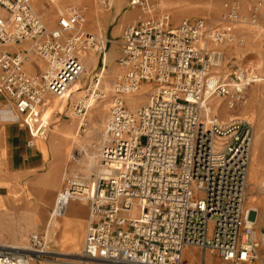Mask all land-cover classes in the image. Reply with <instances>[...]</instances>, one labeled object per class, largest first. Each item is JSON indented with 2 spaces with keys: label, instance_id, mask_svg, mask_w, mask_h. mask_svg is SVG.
I'll return each instance as SVG.
<instances>
[{
  "label": "built area",
  "instance_id": "1",
  "mask_svg": "<svg viewBox=\"0 0 264 264\" xmlns=\"http://www.w3.org/2000/svg\"><path fill=\"white\" fill-rule=\"evenodd\" d=\"M47 1L58 5L54 28L34 0H0V96L28 129L29 147L49 134L48 97L69 96L91 52L99 54L103 73L110 42L87 31L85 7ZM129 6L142 14L122 31L121 74L96 149L98 171L63 178L48 228L76 201L89 206L90 216L73 264H191L188 250L202 255L199 264H254L264 249L258 210L247 206L255 126L234 114L263 78L257 69L233 66L227 49L245 46L237 26H257L264 0L247 15L237 2H225V27L205 18L173 26L171 15L151 0ZM33 60L43 64L36 74L26 69ZM95 80L98 85L99 74ZM144 90L148 102L131 111L126 98ZM89 92L95 100L107 97L99 89ZM215 101L232 117L221 118ZM86 109L79 101L74 111L81 116ZM86 131L82 118L78 133ZM259 190L264 195V184ZM49 255L59 253L38 233L27 247L0 245V264H38Z\"/></svg>",
  "mask_w": 264,
  "mask_h": 264
},
{
  "label": "rangeland",
  "instance_id": "2",
  "mask_svg": "<svg viewBox=\"0 0 264 264\" xmlns=\"http://www.w3.org/2000/svg\"><path fill=\"white\" fill-rule=\"evenodd\" d=\"M131 0H59L60 7H68L69 4L75 3L87 9L86 16V29L87 31L102 36H105V29H115L118 21L114 19L116 12L122 10V14L130 11H135L140 16L142 13L129 6ZM229 0H151L156 6L157 11H165L171 15L173 26H178L185 19L205 18L213 27H225L222 23L225 15L224 4ZM237 2L243 14H248L249 7L256 3V0H230ZM34 6L41 7L36 9L37 13L45 20L50 28L56 26L57 20V6H52L47 0H34ZM241 34L245 39L244 47H237L235 52L229 56L227 60L230 61L233 66L238 65L240 67H247L251 69H257L254 62L258 57V52L264 50V12L257 26H237L236 31ZM122 34V33H121ZM108 40V39H107ZM21 50L24 46L20 47ZM109 52V48L107 50ZM95 54V53H94ZM94 56L89 53L85 57V63L87 69L85 74L78 80V82L72 87L69 96L63 101H59L54 96L50 97V102L46 105V109L49 107H56L49 111L51 116L48 118L50 124V130L48 135V141L51 138L56 139V145L63 142L66 136L70 134L72 137L70 140L72 159H68V155L64 156V166L61 175V184L57 196L62 188V181L66 175H85L86 169V151L82 149L83 146L88 152H94L98 148V140L101 139L102 131L106 127L108 121L111 104L113 102L112 89L116 78L121 74L117 64H108L104 79L102 80L99 90L104 91L107 97L105 99H97L94 107L84 110V113L79 116L75 113L74 109L78 102L81 100V96L89 98L90 92L96 84L95 76L100 73L101 67L95 69L99 60V54ZM233 56V57H232ZM108 62V57H107ZM31 66V65H30ZM32 66L34 69L42 68L43 64L40 61L33 60ZM258 70V69H257ZM257 73L263 80L259 83L251 85L247 93V99L244 107L236 112L234 115H242L248 117L254 123L255 126V138H259L264 142V73L258 70ZM85 83L83 89L79 88L80 84ZM149 91L128 96L129 107L135 109L148 102ZM55 103H51V102ZM216 111L223 119H227L230 114L224 108V102L215 101ZM135 111V110H132ZM85 115V116H84ZM82 118H85L87 124V131L85 133H78V128ZM105 123V124H104ZM61 128H65L66 131H60ZM78 134V135H77ZM79 139V143L73 144V142ZM253 146V160L250 168V188L248 192V206H254L253 201L255 197H259L257 200L260 211L258 215L257 229H264V196L259 192V188L262 182H264V163L260 158V153L256 155L255 147ZM56 196V198H57ZM254 196V197H253ZM252 201V202H251ZM44 207V204H41ZM49 216V213H48ZM18 245V244H14ZM18 246L27 247L26 244H19ZM185 258L191 264H199L202 260V255L199 252H191L190 250L185 252ZM72 256L61 255H49L47 258H43L38 264H48L53 262L54 264H73ZM212 264H222L220 261H212Z\"/></svg>",
  "mask_w": 264,
  "mask_h": 264
},
{
  "label": "crops",
  "instance_id": "3",
  "mask_svg": "<svg viewBox=\"0 0 264 264\" xmlns=\"http://www.w3.org/2000/svg\"><path fill=\"white\" fill-rule=\"evenodd\" d=\"M35 8L41 9L36 6ZM122 13V10H119L115 14L114 19L118 21L115 29H105V36L110 41L106 68L108 64L118 65L121 33L125 27L138 19V13L135 11ZM236 48L227 49L228 58ZM17 49L12 48L10 51ZM252 62L264 73V50L258 52L257 59ZM101 65L99 58L95 69ZM26 69L31 74L42 70L34 69L32 65L26 66ZM51 103L54 104L55 101ZM54 108L56 107H44L43 113L47 120L51 116L49 111ZM3 110L5 100L0 96V245L29 244L31 235L38 233L46 235L50 250L58 252L61 256L76 257L85 243L90 216L89 206L81 202H69L65 215L48 228L61 184L64 156L71 158L69 146L72 137L68 134L63 142L56 145L55 137L48 141L47 136L45 139H35L34 147H29L28 142L32 137L28 129L14 119H9ZM60 131L66 129L61 128ZM254 147L256 155L260 153L264 163V142L258 138ZM42 203L44 207L41 206ZM254 264H264V249L259 250V258Z\"/></svg>",
  "mask_w": 264,
  "mask_h": 264
},
{
  "label": "bare ground",
  "instance_id": "4",
  "mask_svg": "<svg viewBox=\"0 0 264 264\" xmlns=\"http://www.w3.org/2000/svg\"><path fill=\"white\" fill-rule=\"evenodd\" d=\"M94 56H96L94 53H92ZM105 62L107 63V57H106V59H105ZM27 66H29V65H27ZM85 67H86V69H87V64L85 63ZM105 73H106V69H105V71L103 72V73H99V78H100V82H99V84L98 85H96V84H94V86H93V88H92V90H95V89H99V87H100V84H101V82H102V80L104 79V76H105ZM78 82V81H77ZM76 82V83H77ZM75 83V84H76ZM74 84V85H75ZM84 85H85V83H82V84H80V87L79 88H82L83 89V87H84ZM67 97V96H66ZM65 97V98H66ZM64 98V99H65ZM56 99H58V100H64V99H59V98H56ZM80 102H82L83 103V105H85V107L87 108V109H90V108H92V107H94V105H95V103H96V100H95V95H93L92 97H89L88 99L87 98H85V97H83V96H81V100H80ZM129 105V103H128V101H127V106ZM129 107V106H128ZM138 107H140V106H138ZM137 107V108H138ZM137 108H135V109H131V108H129L131 111L132 110H136ZM3 113H5V114H7V116H8V118L9 119H14V116H13V114H11L10 112H9V110H3ZM229 117H232V115L230 114V116ZM239 117H241V118H247L248 119V117H245V116H243V115H239ZM105 124V123H104ZM106 124H107V122H106ZM104 132H105V128L103 129V131H102V136H101V139H99L98 140V145H99V147H100V145L102 144V142H103V139H104ZM78 135V134H77ZM80 141H79V139H77V137H76V140L73 142V144H75V143H79ZM82 149L84 150V151H86V162H85V166H86V169H85V173H86V175H88V177L94 172H97L98 171V169H97V164H98V162H97V151H94V152H88V150L85 148V146H83L82 147ZM99 149V148H98ZM72 159V153H71V158H70V160ZM252 160H253V158H252ZM251 168V167H250ZM249 180H250V173H249ZM249 183H250V181H249ZM263 184H264V182H262L261 183V185H260V187L261 186H263ZM249 188H250V185H249ZM260 191V190H259ZM264 196V195H263ZM254 197V196H253ZM259 199V197H256L255 198V201H253V205L254 206H248V202H247V206H248V208H257V210H258V215H259V211H260V206H259V204H258V202H257V200ZM252 202V201H251ZM65 215V214H64ZM63 215V216H64ZM62 216V217H63Z\"/></svg>",
  "mask_w": 264,
  "mask_h": 264
}]
</instances>
